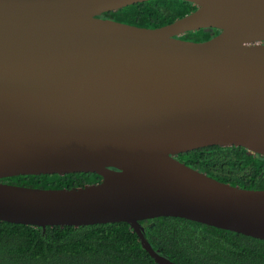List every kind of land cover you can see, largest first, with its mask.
Segmentation results:
<instances>
[{
    "label": "water",
    "instance_id": "1",
    "mask_svg": "<svg viewBox=\"0 0 264 264\" xmlns=\"http://www.w3.org/2000/svg\"><path fill=\"white\" fill-rule=\"evenodd\" d=\"M147 0H0V179L96 173L72 188L0 182V220L35 227L181 217L264 240V189L176 159L264 156V0H184L163 26L100 17ZM217 29L204 41L181 38Z\"/></svg>",
    "mask_w": 264,
    "mask_h": 264
},
{
    "label": "trees",
    "instance_id": "2",
    "mask_svg": "<svg viewBox=\"0 0 264 264\" xmlns=\"http://www.w3.org/2000/svg\"><path fill=\"white\" fill-rule=\"evenodd\" d=\"M195 9L184 0H147L100 17L155 28ZM217 29H199L181 38L204 41ZM187 166L233 186L264 189V156L240 146H207L176 156ZM96 173L4 177L0 182L34 188H72L96 183ZM149 245L176 264H264V240L181 217L139 221ZM0 264H157L126 222L45 226L0 220Z\"/></svg>",
    "mask_w": 264,
    "mask_h": 264
}]
</instances>
